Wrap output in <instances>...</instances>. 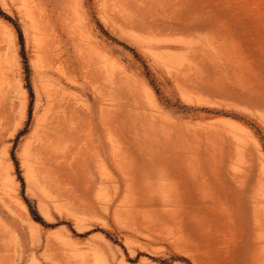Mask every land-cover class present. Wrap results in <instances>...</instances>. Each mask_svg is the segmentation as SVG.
I'll return each mask as SVG.
<instances>
[{
    "label": "rangeland",
    "instance_id": "1",
    "mask_svg": "<svg viewBox=\"0 0 264 264\" xmlns=\"http://www.w3.org/2000/svg\"><path fill=\"white\" fill-rule=\"evenodd\" d=\"M0 11V264H264V0Z\"/></svg>",
    "mask_w": 264,
    "mask_h": 264
},
{
    "label": "trees",
    "instance_id": "2",
    "mask_svg": "<svg viewBox=\"0 0 264 264\" xmlns=\"http://www.w3.org/2000/svg\"><path fill=\"white\" fill-rule=\"evenodd\" d=\"M0 14H1L5 19H7V20H11L10 17H8L7 15H4L3 13H1V11H0ZM15 28H16V30H17V33H18L19 39L22 40L21 30H20L19 27H17L16 25H15ZM28 90H29L30 95H32V91H31V88H30V87H28ZM19 179L22 180L21 177H19ZM31 214L33 215V218H34L35 220L42 222V221H41V218L37 215L36 211H34L33 209H31Z\"/></svg>",
    "mask_w": 264,
    "mask_h": 264
}]
</instances>
